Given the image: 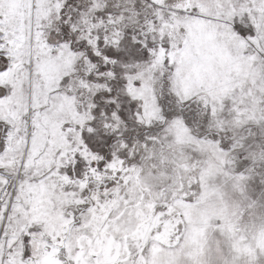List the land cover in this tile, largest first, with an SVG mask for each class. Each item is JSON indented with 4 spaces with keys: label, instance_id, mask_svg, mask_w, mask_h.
Instances as JSON below:
<instances>
[{
    "label": "snow or ice",
    "instance_id": "snow-or-ice-1",
    "mask_svg": "<svg viewBox=\"0 0 264 264\" xmlns=\"http://www.w3.org/2000/svg\"><path fill=\"white\" fill-rule=\"evenodd\" d=\"M0 264H264V0H0Z\"/></svg>",
    "mask_w": 264,
    "mask_h": 264
}]
</instances>
